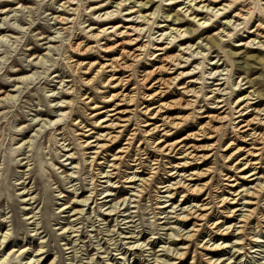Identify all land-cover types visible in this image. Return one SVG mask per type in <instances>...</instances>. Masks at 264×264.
<instances>
[{"label":"clouds","instance_id":"clouds-1","mask_svg":"<svg viewBox=\"0 0 264 264\" xmlns=\"http://www.w3.org/2000/svg\"><path fill=\"white\" fill-rule=\"evenodd\" d=\"M111 4L0 0V264H182L189 253L191 264H245L252 245H264V55L248 51L264 53V0H116L101 11ZM187 21L194 26L170 27ZM160 56V66L141 68ZM163 73L170 78L153 79ZM173 89L182 95L146 103ZM176 108L186 114L162 116ZM189 196L203 201L186 205ZM255 258L264 262V247Z\"/></svg>","mask_w":264,"mask_h":264},{"label":"rangeland","instance_id":"rangeland-1","mask_svg":"<svg viewBox=\"0 0 264 264\" xmlns=\"http://www.w3.org/2000/svg\"><path fill=\"white\" fill-rule=\"evenodd\" d=\"M102 2V0H101ZM116 2V0H113V4L111 5H108L107 8L105 9H101V11H107V10H110L113 6H114V3ZM228 0H220V4H223V3H227ZM182 5H179V4H174L172 6H170L167 11L169 13H173L176 11V9L178 7H181ZM210 6H213V7H219V4H211ZM155 6L153 5V8ZM152 9H147L145 11H151ZM238 10V9H236ZM196 15H200V16H203L204 13H195ZM233 13H228L226 14L224 17H222L221 21L217 22L216 24H214L212 27L210 28H206L203 32L200 33V37H206L208 35H211L213 32L215 31H218L220 27H223V19H227V18H231ZM95 23V22H93ZM108 23H111V24H116V23H121V24H124L126 27L129 26V23L127 21H123V20H113V21H110ZM107 24L105 23H100L98 24V27H106ZM134 26H140L139 24H135ZM171 26H175V27H192L194 26V24L191 22V21H187L183 24H180V25H171L170 24V27ZM161 30H166V29H161ZM200 37H197V38H200ZM124 39H129V37H125ZM244 37H241L240 40H243ZM116 42H121L120 41V38H117V40L115 41ZM195 42V38L192 39V40H181L179 45L176 46V47H173V48H170L168 49L164 55H175L181 46L185 45V44H188V43H194ZM109 45L111 43H113L112 41H108L107 42ZM142 43L141 42H138L136 45H130V44H125L123 45V49H127L128 51H132L134 50L136 47L138 48L140 46V44ZM160 47H162L163 45H159ZM37 51H39V49H37ZM249 52H257V54H260V55H264V53H259L258 50H255V49H248ZM117 53H118V49L116 51H113V52H109V53H105L103 54L104 56V59L101 60V62H105V59H112L114 57L117 56ZM80 59H86V60H94V59H100V57H95V56H86V57H80ZM130 62V61H129ZM195 63V62H194ZM158 65L157 63V60H153L151 62H149L148 64H142L141 65V68L143 70H150L151 68H154ZM184 71H187L188 69H183ZM127 75V73L125 71H121V73L118 75V76H125ZM156 77H162L164 79H167L169 78V74L168 73H163V74H158ZM188 79H193L192 77H189V78H185V79H182L179 83L180 84H184V83H187V80ZM134 83V82H133ZM133 84L130 83L128 85V88L125 90V91H131V88H132ZM191 87H195V85H190ZM120 89H112L111 91H119ZM243 94V93H241ZM182 94L177 90V89H173L172 92H170L169 94L165 95L163 98H157L156 100H153L151 102H146V103H149V105H155V104H158V103H163V102H167V101H171V100H175L177 98H179ZM104 108H110L112 107L111 104H105L103 106ZM122 107H128L127 105H122ZM186 112L182 109H179V108H176V109H169V110H166L162 116H182V115H185ZM212 114H219V109H212V108H209L206 112V115H212ZM102 117V116H101ZM101 117H98L101 118ZM147 119V118H146ZM162 122V119L161 118H158V119H155V120H150L149 123H154V124H157V123H161ZM204 120L200 121L199 123L200 124H203ZM198 127H199V124L197 125H188L187 127L183 128L180 132H177L176 135L174 136H169V137H164L165 141L166 142H173L175 140H178L180 138H182L183 136H186L188 133L190 132H195L198 130ZM97 131H103V129H97ZM129 132L131 131V129L129 128L128 130ZM161 134L160 133H157L156 134V138H160ZM126 139V137H125ZM213 141L212 140H209V139H205V140H200V141H195V140H191V139H188V140H183V143L185 144H191V143H202V144H206V143H212ZM123 140L120 141L113 149H111L112 152H115L119 147H121L123 144ZM241 144V142H240ZM241 146H245L243 144H241ZM202 154L205 153L204 155H207V152L206 151H202L201 152ZM199 153V154H201ZM201 154V155H202ZM154 155V154H152ZM168 159L172 160L174 163H178V162H181L178 158L176 157H169ZM211 163L210 160H206L203 162V164H197V165H192V166H189V167H186L184 170H180V171H185V172H192V171H197V170H200L204 167H207L209 164ZM187 169V170H186ZM262 171L264 172V169H262ZM144 175H146L147 173H143ZM229 175H234L233 173H229ZM169 179H174V178H169ZM203 181L202 180H197V181H193L192 183H202ZM240 183L242 185L244 184H247L249 183L248 181H244V180H241ZM182 191V190H181ZM121 193L124 194V190L121 189ZM178 199V198H177ZM203 201V196H189L185 201L184 203L187 205V204H190V203H194V202H202ZM176 201H173V203H175ZM230 207H235V205H225V208H230ZM217 218H221L220 217V214L219 213H216L214 214L210 219L211 220H215ZM225 219V223H233L235 222V219H232V220H229L227 218H224ZM191 223H195V221H190L188 225H184L185 227H188L190 226ZM207 235V230H205L204 233L201 234V237L203 238L204 236ZM234 237L233 236H216L214 237L215 240L217 241H220V240H224V241H231ZM258 247H264V245H255L253 244L252 245V249H253V252L249 254V257L248 259L245 261V264H264V262H261L259 261L258 259L255 258V249L258 248ZM193 251H195V247H193ZM204 255H207L213 259H218L222 256H228L230 255V250L228 249H225L223 251H204ZM136 264H139V262H136ZM182 264H191V253H189V256L186 260H184L182 262ZM197 264H205V262L203 261V258L202 257H199L198 258V261H197Z\"/></svg>","mask_w":264,"mask_h":264},{"label":"bare ground","instance_id":"bare-ground-1","mask_svg":"<svg viewBox=\"0 0 264 264\" xmlns=\"http://www.w3.org/2000/svg\"><path fill=\"white\" fill-rule=\"evenodd\" d=\"M116 43H120V42H116ZM123 45H125V44H122V46L120 47V48H118V53H117V56H119L120 54H121V52H123L124 51V49H123ZM137 48V47H136ZM133 51V50H132ZM162 62H163V56H160L158 59H157V63H158V65L156 66V67H158V66H160L161 64H162ZM121 71L122 70H120V71H118V72H116L115 74L116 75H119L120 73H121ZM124 71V70H123ZM161 75V74H160ZM162 77H154L153 79L154 80H158V79H161ZM170 78V77H169ZM168 79V78H167ZM128 88V87H127ZM126 88V89H127ZM125 89V90H126ZM159 90V85H157L155 88H152L151 89V91H158ZM102 118V117H101ZM152 124H154V123H152ZM184 137V136H183ZM180 139H182V138H180ZM165 140V139H164ZM166 142V141H165ZM166 143H171V142H166ZM121 144H123V143H121ZM241 144H243V142H241ZM202 154V153H201ZM205 153H203L202 155H204ZM178 163H180V162H178ZM185 168H182V169H180V170H184ZM187 170V169H186ZM263 172V171H262Z\"/></svg>","mask_w":264,"mask_h":264}]
</instances>
